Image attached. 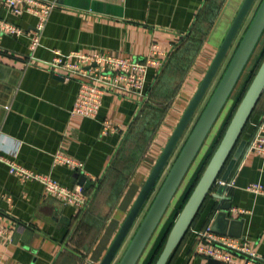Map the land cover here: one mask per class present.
<instances>
[{
  "label": "crops",
  "instance_id": "obj_1",
  "mask_svg": "<svg viewBox=\"0 0 264 264\" xmlns=\"http://www.w3.org/2000/svg\"><path fill=\"white\" fill-rule=\"evenodd\" d=\"M45 1L55 3L56 8L34 60L30 59L29 44L36 18L27 13L14 15L0 1V20L24 32L19 37L5 34L0 38V156L61 185L75 187L79 185L73 183V178L79 171L55 162L59 154L71 157L84 164L81 173L93 185L83 188L90 194L111 167L142 105L122 94L107 93L95 118L73 115L78 81L55 76L46 63L53 60L56 52L106 53L142 60L156 46L166 55L165 65L181 40L193 33L207 4L214 0ZM244 1H222L193 70L185 79L183 99L169 114L159 141L140 163L133 183L117 198L115 215L92 237L83 227L85 209L79 211L48 195L39 182H21L0 161V222L5 231L0 239V264H101ZM161 70L150 68L149 90L158 84ZM263 113L264 97L258 115L218 179L233 180L234 186L221 190L220 185H215L171 264H245L236 254L229 262L195 254L200 243L197 232L208 225L215 226L218 234L248 241L264 259V156L246 155L255 130L253 124ZM104 122L119 132L103 135ZM256 183L263 186L261 194L247 190ZM219 190L227 200L215 198ZM228 202L231 208L227 217L218 220ZM79 225L80 232H76Z\"/></svg>",
  "mask_w": 264,
  "mask_h": 264
},
{
  "label": "water",
  "instance_id": "obj_2",
  "mask_svg": "<svg viewBox=\"0 0 264 264\" xmlns=\"http://www.w3.org/2000/svg\"><path fill=\"white\" fill-rule=\"evenodd\" d=\"M255 3L256 0H245L243 2L209 69L160 154L153 170L142 187L101 264L115 263L129 234L153 195L161 177L165 173L179 143L183 139L192 120L208 95ZM263 36L264 0L260 2L220 81L198 117L146 215L117 264H139L141 262L149 244L156 235L179 190L199 157L209 135L236 90ZM263 94L264 59L236 108L218 147L204 169L197 185L175 220L162 252L155 264H168L181 245L204 202L215 187L235 147L239 143L242 133L250 121ZM73 179V183H77L79 186L86 189H90L93 185L83 173H75ZM223 181H226V179ZM226 188L225 186H221L220 189L226 190ZM221 190L214 194L215 198L227 200L226 196L221 193ZM230 208L231 204L228 202L223 206L217 219L219 220L221 217L226 218L227 211H229ZM212 230L214 232L216 231L215 226L212 227Z\"/></svg>",
  "mask_w": 264,
  "mask_h": 264
},
{
  "label": "built area",
  "instance_id": "obj_3",
  "mask_svg": "<svg viewBox=\"0 0 264 264\" xmlns=\"http://www.w3.org/2000/svg\"><path fill=\"white\" fill-rule=\"evenodd\" d=\"M11 13L21 16L24 13L34 16L37 20L34 32L30 37V59H35V51L41 46L43 34L56 4L45 0H0ZM23 30L0 20V38L3 35L22 36ZM165 54L153 46L151 53L142 60L134 58H117L106 53L62 54L56 52L52 61L45 67L57 77L64 80L74 79L79 83V91L72 108L73 115L95 118L103 105L107 93L122 94L143 105L147 101V78L151 67L161 69L164 65ZM31 60V61H33ZM255 130L250 139L246 155L257 154L264 156V113L253 124ZM117 127L104 122L103 135L116 134ZM11 175L21 182H39L48 195L54 196L68 206L77 210H84L90 201V196L83 187H67L51 177L41 175L30 170L10 158L0 156ZM56 164L66 165L80 173L84 171V164L78 160L59 154L55 157ZM220 186L232 188L234 181L217 180ZM247 190L254 194H261V184H251ZM0 222V239L4 235ZM200 243L195 248L196 255L204 256L222 262H229L233 254L241 256L245 264H264V259L257 255L248 241L218 234L208 225L197 232Z\"/></svg>",
  "mask_w": 264,
  "mask_h": 264
},
{
  "label": "rangeland",
  "instance_id": "obj_4",
  "mask_svg": "<svg viewBox=\"0 0 264 264\" xmlns=\"http://www.w3.org/2000/svg\"><path fill=\"white\" fill-rule=\"evenodd\" d=\"M222 1L223 0H214V2H209L207 4L205 12L199 18L197 26L195 27V30H193L191 37L186 38L181 43V45L178 46L175 51L171 54L170 60L164 65L165 67L159 74L160 80H158V84H156V87L152 91V94L149 95L147 103L145 105H142L138 119L137 121H135L129 133L126 135L125 140L119 148V151L116 154L115 160L113 161L111 167L109 168L108 172L103 177V180L99 183V185H97V187L93 191H91L92 193L90 196V201L87 207L85 208L84 219L82 220L83 227L86 228L85 230H89L88 237H92L93 233L96 230H99L103 225L108 222V219L110 220L111 217L115 215L117 198L119 199V195H121L123 191L127 189L129 184L133 183L137 175V168L139 167L140 163L144 160L151 146L159 141L158 136L169 114H171L172 110H175L178 103H180V100L183 99L184 94L181 91L183 90L185 79L187 78V75L191 72V70H193V65L195 64V61L201 49L202 41L204 40V37L209 31V29L211 28V25L214 23V20L217 17L216 15L218 9L222 5ZM261 1L262 0H256V3L248 16V19L245 22V25L237 41L232 47L227 59L225 60L215 82L213 83L208 95L206 96L200 109L192 120L185 135L183 136V139L179 143L178 148L175 154L173 155L165 173L161 177L153 195L146 204L134 228L129 234L114 264H117L122 255L124 254L132 237L134 236L136 230L138 229L140 223L146 215L152 201L154 200L172 164L174 163V160L178 156L198 117L200 116L202 110L206 106V103L208 102L218 82L220 81L240 39L242 38L245 30L250 24V21L252 20ZM263 48L264 36L259 46L257 47V50L255 51L246 71L244 72L243 78L239 82L230 101L226 105L219 120L217 121L215 127L209 135L199 157L193 165L190 173L188 174L185 182L179 190L175 200L173 201L165 219L163 220L153 240L149 244L139 264H142L146 259L147 255L150 253V250L152 249L156 238L160 234V231L162 230L164 224L175 210L178 199L184 193L186 187L188 186L193 175L195 174L202 159L204 158L207 151L211 148L213 142L219 135L220 129L228 113L230 112V109L232 108L238 94L241 92L244 82L253 70L258 59L261 57ZM81 226L79 225L77 227L76 232H80Z\"/></svg>",
  "mask_w": 264,
  "mask_h": 264
},
{
  "label": "trees",
  "instance_id": "obj_5",
  "mask_svg": "<svg viewBox=\"0 0 264 264\" xmlns=\"http://www.w3.org/2000/svg\"><path fill=\"white\" fill-rule=\"evenodd\" d=\"M194 30H195V29H194ZM190 35H192V34H189V36H187V37H185L184 39H182L181 42H180V44H179L178 46H180L181 43H182L186 38L191 37ZM202 42H203V41H202ZM178 46H177V47H178ZM177 47H176V48H177ZM176 48H175V49H176ZM263 59H264V48H263V51H262V55H261V57L258 59L256 65H255L254 68H253V70L251 71V73H250L249 76L247 77L246 81L244 82L243 87H242V89H241V92L238 94V96H237V98H236V100H235V102H234L232 108L230 109V112L228 113V115H227V117H226V119H225V121H224V123H223L221 129H220L219 135L217 136V138H216L215 141L213 142L211 148L207 151L206 155H205L204 158L202 159L200 165L198 166V168H197L195 174L193 175V177L191 178V180H190L188 186L186 187L184 193H183L182 196L178 199V201H177V203H176V208H175V210L173 211V213L171 214V216L169 217V219H168V220L166 221V223L164 224L162 230L160 231V234H159L158 237L156 238V241H155V243H154L152 249L150 250V253L147 255L146 259L144 260V262H143L142 264H155V262L157 261L159 255H160V253L162 252V249H163V247H164V245H165L166 239H167V237H168V235H169V233H170V231H171V229H172V227H173V225H174L175 220L177 219L178 215L180 214L181 210L183 209L184 205L186 204L187 200L189 199V197H190L191 193L193 192L195 186L197 185V183H198V181H199V179H200V177H201V175H202L204 169L206 168V166H207L208 162L210 161V159H211L213 153L215 152L216 148L218 147V145H219V143H220V141H221V139H222V137H223V135H224V133H225V131H226V129H227L229 123H230V121H231V118H232V116L234 115V113H235V111H236V108L238 107V105H239L241 99L243 98L245 92L247 91V89H248V87H249L251 81L253 80V78H254L256 72L258 71V69H259V67H260V65H261V63H262V61H263ZM169 60H170V59H169ZM164 67H165V66H163L161 69H163ZM159 70H160V69H159ZM161 71H162V70H161ZM159 73H160V72H159ZM243 75H244V74H243ZM159 78H160V76L158 77V80H160ZM242 78H243V76H242ZM242 78H241V79H242ZM240 81H241V80H240ZM154 89H155V88H153V90H154ZM153 90H151V89L149 90L148 88L146 89L147 100H148L149 95L152 94V91H153ZM263 97H264V94H263L261 100L259 101V103H258V105H257V107H256V109H255V111H254V113L252 114L251 119H250V121L248 122V124H247L245 130L243 131L241 138L244 136L245 132L249 129L250 124L254 121L255 117L258 115V113H259V109H260V106H261V101H262ZM146 103H147V101H146L143 105H145ZM193 127H194V126H193ZM192 129H193V128H192ZM174 130H175V129H174ZM191 131H192V130H191ZM172 133H173V132H172ZM171 135H172V134H171ZM170 137H171V136H170ZM241 138H240V140H241ZM240 140H239V141H240ZM230 157H231V156H230ZM221 174H222V173H221ZM91 191H92V189H91ZM91 191H90L89 196H91V193H92ZM207 199H208V198H207ZM207 199H206V200H207ZM205 202H206V201H205ZM205 202H204V203H205ZM203 205H204V204H203ZM202 207H203V206H202ZM201 209H202V208H201ZM201 209H200V210H201ZM199 212H200V211H199ZM198 215H199V213H198ZM198 215H197V216H198ZM196 218H197V217H196ZM195 220H196V219H195ZM194 222H195V221H194ZM194 222H193V223H194ZM192 225H193V224H192ZM189 231H190V230H189ZM188 233H189V232H188ZM188 233H187V234H188ZM186 236H187V235H186ZM186 236H185V238H186ZM185 238H184V240H185ZM184 240H183V241H184ZM183 241H182V243H183ZM182 243H181V245H182ZM181 245L179 246V248L181 247ZM179 248L177 249V251L175 252V254L173 255V257L171 258V260L169 261L168 264H171V263H172V260H173L174 256L176 255V253L178 252Z\"/></svg>",
  "mask_w": 264,
  "mask_h": 264
}]
</instances>
